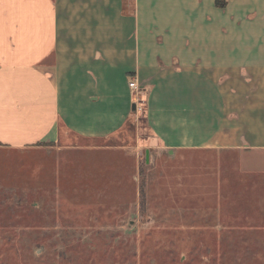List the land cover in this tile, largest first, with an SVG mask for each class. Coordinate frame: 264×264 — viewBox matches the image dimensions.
Returning <instances> with one entry per match:
<instances>
[{
	"label": "crops",
	"instance_id": "1",
	"mask_svg": "<svg viewBox=\"0 0 264 264\" xmlns=\"http://www.w3.org/2000/svg\"><path fill=\"white\" fill-rule=\"evenodd\" d=\"M131 79L143 90L146 162L184 150L235 157L233 181L219 163L217 199L236 234L264 236V0H0V153L56 149L49 194L62 195V154L77 156L80 193L83 155L126 148L106 140L137 113Z\"/></svg>",
	"mask_w": 264,
	"mask_h": 264
},
{
	"label": "rangeland",
	"instance_id": "2",
	"mask_svg": "<svg viewBox=\"0 0 264 264\" xmlns=\"http://www.w3.org/2000/svg\"><path fill=\"white\" fill-rule=\"evenodd\" d=\"M134 116L106 140L125 149L82 156L80 193L73 152L60 155L61 196L42 186L56 149L0 153V264H264V236L236 234L217 199L219 163L229 159L184 150L146 162L144 107ZM234 159L222 182L233 181ZM81 212L95 218L76 219Z\"/></svg>",
	"mask_w": 264,
	"mask_h": 264
},
{
	"label": "built area",
	"instance_id": "3",
	"mask_svg": "<svg viewBox=\"0 0 264 264\" xmlns=\"http://www.w3.org/2000/svg\"><path fill=\"white\" fill-rule=\"evenodd\" d=\"M128 86L131 90L132 99L134 103V109L136 110V112L141 111V109H143L144 107V100L142 98L143 90L141 86L137 83L135 79H131L128 82Z\"/></svg>",
	"mask_w": 264,
	"mask_h": 264
},
{
	"label": "trees",
	"instance_id": "4",
	"mask_svg": "<svg viewBox=\"0 0 264 264\" xmlns=\"http://www.w3.org/2000/svg\"><path fill=\"white\" fill-rule=\"evenodd\" d=\"M215 1L220 6H224V4H225L222 0H215Z\"/></svg>",
	"mask_w": 264,
	"mask_h": 264
},
{
	"label": "water",
	"instance_id": "5",
	"mask_svg": "<svg viewBox=\"0 0 264 264\" xmlns=\"http://www.w3.org/2000/svg\"><path fill=\"white\" fill-rule=\"evenodd\" d=\"M134 107V106H133ZM147 154V153H146ZM147 160V159H146Z\"/></svg>",
	"mask_w": 264,
	"mask_h": 264
}]
</instances>
